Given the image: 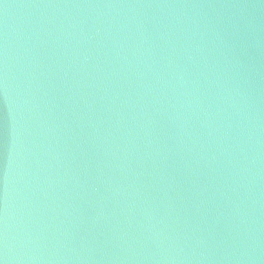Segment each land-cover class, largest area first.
I'll return each instance as SVG.
<instances>
[{
    "label": "water",
    "instance_id": "1",
    "mask_svg": "<svg viewBox=\"0 0 264 264\" xmlns=\"http://www.w3.org/2000/svg\"><path fill=\"white\" fill-rule=\"evenodd\" d=\"M0 264H186L136 0H0Z\"/></svg>",
    "mask_w": 264,
    "mask_h": 264
}]
</instances>
